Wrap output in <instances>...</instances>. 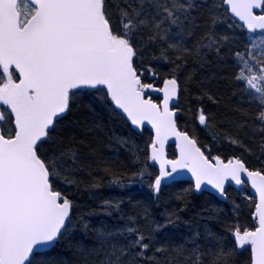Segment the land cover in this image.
Segmentation results:
<instances>
[{
    "label": "snow or ice",
    "instance_id": "snow-or-ice-1",
    "mask_svg": "<svg viewBox=\"0 0 264 264\" xmlns=\"http://www.w3.org/2000/svg\"><path fill=\"white\" fill-rule=\"evenodd\" d=\"M0 264H264V0H0Z\"/></svg>",
    "mask_w": 264,
    "mask_h": 264
},
{
    "label": "trees",
    "instance_id": "trees-1",
    "mask_svg": "<svg viewBox=\"0 0 264 264\" xmlns=\"http://www.w3.org/2000/svg\"><path fill=\"white\" fill-rule=\"evenodd\" d=\"M153 95H154V98H155V94H153ZM186 119H187V117H182L181 118V124H183ZM189 122L191 123V121H189ZM147 131H148V128H145V135H147ZM201 137L202 138L204 137L203 132H201ZM174 150H175L174 146H170V148L168 150L170 156L174 152ZM121 159L123 160L124 157L121 156ZM125 163H127V161H125ZM187 186H188L187 185V181H185V180L177 181V182L173 183L172 186L166 190V194L163 197V200L167 201V206L168 207H175L176 205L180 204V202L175 199V196H176V194L179 193V191L182 188L187 187ZM228 191L232 195L236 194V188H234V187H230L228 189ZM147 193H148V189L147 188H141L140 186H133L130 189H118V188L105 187V188L100 189L98 191L97 195L98 196H105V197L106 196L123 197L125 199H127V197H129V196H132V197H134L137 200H144V199H147ZM82 199L86 203H89V204L92 203L91 200L88 198V196L86 194L82 196ZM189 199H194L197 204H203L205 199H206V197L197 196L195 198L190 197ZM211 202L212 203H217L218 201L217 200H213ZM180 206L183 207L182 204H180ZM223 206H225V205L221 202V207H223ZM164 207H165V205L162 204L160 208L155 209L157 214L162 212L164 210ZM188 215H191V213H189ZM187 218L188 217L186 215L185 219H187ZM101 219H104L108 223L112 222L109 218H106V217H93L92 221H93V223L98 224ZM182 230L183 229H181V231Z\"/></svg>",
    "mask_w": 264,
    "mask_h": 264
},
{
    "label": "water",
    "instance_id": "water-1",
    "mask_svg": "<svg viewBox=\"0 0 264 264\" xmlns=\"http://www.w3.org/2000/svg\"><path fill=\"white\" fill-rule=\"evenodd\" d=\"M148 127H150V126H146V128H148ZM170 146H174V148H175V143H174L173 140H169V143H168V150H169ZM183 180L187 181L186 178L183 179ZM183 180H180V181H183ZM233 187L236 188V186H233Z\"/></svg>",
    "mask_w": 264,
    "mask_h": 264
}]
</instances>
